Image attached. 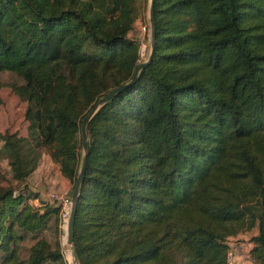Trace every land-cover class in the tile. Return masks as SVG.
Returning <instances> with one entry per match:
<instances>
[{
    "label": "trees",
    "instance_id": "16d2710c",
    "mask_svg": "<svg viewBox=\"0 0 264 264\" xmlns=\"http://www.w3.org/2000/svg\"><path fill=\"white\" fill-rule=\"evenodd\" d=\"M145 1L0 0V71L21 79L32 162L45 148L74 183L80 121L130 78ZM152 9L149 61L86 124L78 264H228L226 237L251 227L264 264V0ZM23 178L0 185V264H64L42 234L57 206L29 203Z\"/></svg>",
    "mask_w": 264,
    "mask_h": 264
},
{
    "label": "rangeland",
    "instance_id": "374dc122",
    "mask_svg": "<svg viewBox=\"0 0 264 264\" xmlns=\"http://www.w3.org/2000/svg\"><path fill=\"white\" fill-rule=\"evenodd\" d=\"M148 1L146 0L140 7L139 15L133 23V29L128 32V36L135 38L138 43L137 61L146 59L149 53ZM142 25H145L143 31L141 30ZM11 82L20 83L21 79L10 71H0V134H6L4 139L0 138V185L10 184L17 190L18 187L15 186V181L17 176L22 174L24 177L22 184L26 182L27 194L33 193L30 183L31 186L37 183L44 193L43 205L49 204L56 207L48 200V193L50 191L64 190L70 192L73 182L60 174L58 164L50 159L45 148H41L42 150L36 163L31 161L33 148L25 136L26 121L22 117L24 103L10 89L8 84ZM81 155L82 147L79 145L78 157H81ZM49 173L50 177H48ZM61 184L66 189H62ZM56 220L55 227L53 225L52 227H46L42 234L53 246V242H57L56 245L62 252L64 264H69L65 248H63L66 234L59 222V210L57 207ZM255 231V227H251L226 237V242L229 246L228 250L231 253L229 254V264H255L262 262L251 250L250 236Z\"/></svg>",
    "mask_w": 264,
    "mask_h": 264
},
{
    "label": "water",
    "instance_id": "95a60500",
    "mask_svg": "<svg viewBox=\"0 0 264 264\" xmlns=\"http://www.w3.org/2000/svg\"><path fill=\"white\" fill-rule=\"evenodd\" d=\"M152 7H153V0H149L148 1V14H147L148 23H149V53H148L146 59L138 61L135 64L134 69L132 71V74L127 81L114 86L113 88L109 89L106 93L101 95L93 103V105L88 109V111L85 113V115L82 117V119L80 121L79 131H80V143H81V147H82V155L80 157L78 171L76 173L74 183H73L72 189H71V206L69 209V214H68L67 223H66L67 227H68L67 243L63 244V248L68 247L69 253L71 255L72 261L70 264H78V260H77V256H76V252H75V246L73 243L72 228H73V219H74L76 199H77L79 186H80V182H81V176L84 172L86 155L88 152L86 124H87L88 120L90 119V117L92 116V114L98 109V107H100V105H102L104 102H106L111 96H113L114 94L119 92L121 89H123L124 87L131 84L135 80L139 69L149 61L150 56H151V52L153 49V45H154V20H153V9H152Z\"/></svg>",
    "mask_w": 264,
    "mask_h": 264
},
{
    "label": "built area",
    "instance_id": "2783aa9c",
    "mask_svg": "<svg viewBox=\"0 0 264 264\" xmlns=\"http://www.w3.org/2000/svg\"><path fill=\"white\" fill-rule=\"evenodd\" d=\"M145 29V25L141 26V30ZM48 200L58 207L59 210V222L61 226H64L67 223V218L69 214V209L71 206V191H50L48 193ZM229 254L230 250L226 252V261L229 264Z\"/></svg>",
    "mask_w": 264,
    "mask_h": 264
},
{
    "label": "crops",
    "instance_id": "0c3cea01",
    "mask_svg": "<svg viewBox=\"0 0 264 264\" xmlns=\"http://www.w3.org/2000/svg\"><path fill=\"white\" fill-rule=\"evenodd\" d=\"M25 136H26V125H25ZM48 177H50V173H49ZM65 183H66V181H65ZM33 185H34V187H33ZM60 186L62 189H66V187L63 186L62 184ZM30 188H31V191H33V193L32 194L29 193L27 201L41 211L43 209V204H44V202L42 201V199H44V193L41 190L40 186L37 185V183L32 184V186L30 183Z\"/></svg>",
    "mask_w": 264,
    "mask_h": 264
},
{
    "label": "bare ground",
    "instance_id": "6f19581e",
    "mask_svg": "<svg viewBox=\"0 0 264 264\" xmlns=\"http://www.w3.org/2000/svg\"><path fill=\"white\" fill-rule=\"evenodd\" d=\"M66 230V231H65ZM64 233L66 234V239L64 241V243H67V234H68V227H67V224L64 226ZM67 248V249H66ZM65 252H66V255H67V259H68V263L70 264L71 261H72V258H71V255L69 253V250H68V247H65Z\"/></svg>",
    "mask_w": 264,
    "mask_h": 264
}]
</instances>
